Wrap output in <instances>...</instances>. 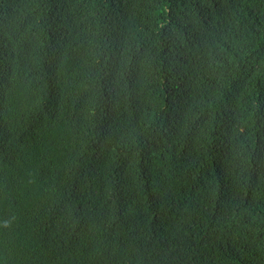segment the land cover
<instances>
[{
    "label": "trees",
    "instance_id": "trees-1",
    "mask_svg": "<svg viewBox=\"0 0 264 264\" xmlns=\"http://www.w3.org/2000/svg\"><path fill=\"white\" fill-rule=\"evenodd\" d=\"M0 264H264V0H0Z\"/></svg>",
    "mask_w": 264,
    "mask_h": 264
}]
</instances>
